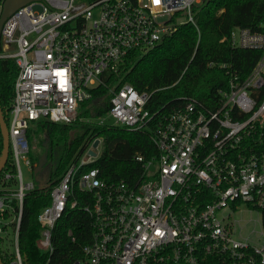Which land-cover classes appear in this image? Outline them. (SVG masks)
Instances as JSON below:
<instances>
[{"label": "built area", "instance_id": "built-area-1", "mask_svg": "<svg viewBox=\"0 0 264 264\" xmlns=\"http://www.w3.org/2000/svg\"><path fill=\"white\" fill-rule=\"evenodd\" d=\"M206 1L36 0L6 19L0 58L18 66L8 124L15 172L4 168L0 175V254L10 255L7 264H25L23 206L36 187L20 166L21 159L32 170L36 165L29 129L41 119L76 122L102 86L110 94L111 125L148 130L155 152L135 156L142 171L134 181H107L89 167L104 144L96 138L94 156L93 140L38 215L44 264H57V225L76 209L90 217L92 234L68 264H264V240L238 236L220 216L245 203L264 217V23L258 31L235 26L222 38L261 56L243 79L229 70L228 88L207 106L187 98L183 107L153 113L151 93L111 82L132 53L149 52L180 26L200 34L197 13ZM67 237L77 238L73 229Z\"/></svg>", "mask_w": 264, "mask_h": 264}, {"label": "trees", "instance_id": "trees-1", "mask_svg": "<svg viewBox=\"0 0 264 264\" xmlns=\"http://www.w3.org/2000/svg\"><path fill=\"white\" fill-rule=\"evenodd\" d=\"M3 1L0 0V14ZM197 19L200 34L191 24L180 26L149 52L132 53L111 82L129 83L140 92L151 93L147 107L153 113L183 107L187 98H196L206 106L220 98V90L228 88L229 70L243 79L261 56L259 50L233 48L222 38L229 35L235 26L261 30L264 0H207L197 13ZM17 74L18 66L13 58H0V105L8 124ZM95 95L82 104L83 110L76 122L55 123L41 119L35 128L29 129L30 141L35 133H46V165L51 166L45 182L36 184L24 199L20 247L25 264L45 263L46 256L36 246L40 230L38 215L51 202L53 186L72 163L78 162L94 139L103 137L104 149L89 167L99 168L101 178L107 181H134L142 171L135 156L155 152L148 130L131 131L109 123L100 124L97 118L107 113L110 94L102 86ZM2 149L0 130V156ZM31 159L35 163L32 156ZM5 168L15 172L11 153ZM69 229L75 231V242L67 237ZM91 234V219L85 212L76 209L67 213L56 228L55 244L59 254L53 257V262L68 264L77 258L82 246L91 240ZM1 257L7 264L10 255L1 254Z\"/></svg>", "mask_w": 264, "mask_h": 264}, {"label": "rangeland", "instance_id": "rangeland-1", "mask_svg": "<svg viewBox=\"0 0 264 264\" xmlns=\"http://www.w3.org/2000/svg\"><path fill=\"white\" fill-rule=\"evenodd\" d=\"M203 3V5H205ZM203 5L201 7H203ZM93 110V109H92ZM95 113V112H94ZM92 119H86L89 121ZM99 120H103L106 123L112 124V118L106 113ZM121 127V125H117ZM32 149L31 156L34 159L36 165L34 169L38 166L40 157L47 152L48 139L45 132H37L32 136ZM104 146H101L100 151L102 152ZM58 155H56L57 158ZM46 165V164H45ZM43 166L40 171H35L31 169V165L27 164L24 159H21L20 166L23 173L25 182L34 181L37 185L45 182L47 176V170L51 164ZM41 185V184H40ZM221 217H226V221L233 223L234 228L238 236L243 238H249L250 241L261 244L264 240V217L258 210L251 209L247 204L241 203L236 209H225L220 214ZM2 250L5 249V245L0 244Z\"/></svg>", "mask_w": 264, "mask_h": 264}, {"label": "water", "instance_id": "water-1", "mask_svg": "<svg viewBox=\"0 0 264 264\" xmlns=\"http://www.w3.org/2000/svg\"><path fill=\"white\" fill-rule=\"evenodd\" d=\"M36 0H4L2 4L1 14H0V36H1V30L3 27L4 22L8 17H10L16 10L23 7L24 5L31 3ZM0 130L2 134L3 139V149L0 156V175L5 168L9 156H10V136H9V129H8V123L6 122L3 111L0 105ZM100 143L99 139H96L93 143L92 148L90 149V153L94 156L97 155V147ZM48 147V145H47ZM48 152L44 153L38 162V166L35 168V171H40L42 167L47 163L48 161ZM0 264H4L1 254H0Z\"/></svg>", "mask_w": 264, "mask_h": 264}, {"label": "crops", "instance_id": "crops-1", "mask_svg": "<svg viewBox=\"0 0 264 264\" xmlns=\"http://www.w3.org/2000/svg\"><path fill=\"white\" fill-rule=\"evenodd\" d=\"M262 25V24H261Z\"/></svg>", "mask_w": 264, "mask_h": 264}]
</instances>
